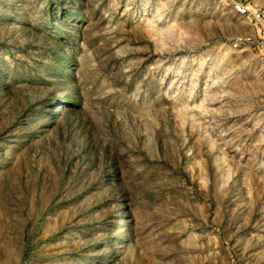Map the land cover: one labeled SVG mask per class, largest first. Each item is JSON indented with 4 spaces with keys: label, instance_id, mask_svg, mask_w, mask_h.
I'll return each mask as SVG.
<instances>
[{
    "label": "rangeland",
    "instance_id": "1",
    "mask_svg": "<svg viewBox=\"0 0 264 264\" xmlns=\"http://www.w3.org/2000/svg\"><path fill=\"white\" fill-rule=\"evenodd\" d=\"M0 264H264V0H0Z\"/></svg>",
    "mask_w": 264,
    "mask_h": 264
},
{
    "label": "built area",
    "instance_id": "2",
    "mask_svg": "<svg viewBox=\"0 0 264 264\" xmlns=\"http://www.w3.org/2000/svg\"><path fill=\"white\" fill-rule=\"evenodd\" d=\"M238 10H240V8L238 7ZM241 11L244 13V12H246V9H241ZM259 16V15H258Z\"/></svg>",
    "mask_w": 264,
    "mask_h": 264
}]
</instances>
